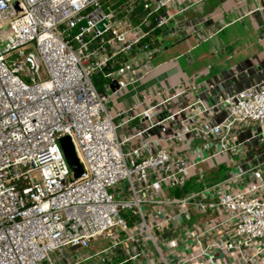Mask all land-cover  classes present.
<instances>
[{
    "label": "built area",
    "instance_id": "obj_1",
    "mask_svg": "<svg viewBox=\"0 0 264 264\" xmlns=\"http://www.w3.org/2000/svg\"><path fill=\"white\" fill-rule=\"evenodd\" d=\"M249 1L264 26V0ZM189 6L0 0V264H264V74L123 102L155 68L156 32ZM215 158L217 180L192 173Z\"/></svg>",
    "mask_w": 264,
    "mask_h": 264
},
{
    "label": "crops",
    "instance_id": "obj_2",
    "mask_svg": "<svg viewBox=\"0 0 264 264\" xmlns=\"http://www.w3.org/2000/svg\"><path fill=\"white\" fill-rule=\"evenodd\" d=\"M190 6L156 32L160 49L154 70L143 81L121 91L124 103L149 88L195 86L229 76L236 87L264 74V26L261 14L244 11L252 1L185 0ZM171 7H175L172 5ZM125 97L127 98L125 100ZM113 107L119 106L111 101Z\"/></svg>",
    "mask_w": 264,
    "mask_h": 264
},
{
    "label": "rangeland",
    "instance_id": "obj_3",
    "mask_svg": "<svg viewBox=\"0 0 264 264\" xmlns=\"http://www.w3.org/2000/svg\"><path fill=\"white\" fill-rule=\"evenodd\" d=\"M15 9L16 11H18V7H17V3H14ZM152 61H155V58L152 59ZM93 82L95 84V86L100 89L102 88V83L105 82V79L102 77V73L95 75L93 77ZM115 97L112 96L111 97V101H114ZM107 107L111 108V113H115V111L117 110L118 106H111L110 103H107ZM222 162L221 158H215L213 160H210L206 163H203L201 165H198L196 167H194L192 169V173H197V172H204V178L203 180L205 182H212L214 180H217L218 178H220L221 176H223L224 172H225V166L220 164ZM214 166V167H213ZM213 167L211 169H209L208 171L206 169ZM107 242V239L105 237H99L98 240L94 241L91 245V248L94 251L99 250L105 243ZM88 262L82 263V264H87Z\"/></svg>",
    "mask_w": 264,
    "mask_h": 264
},
{
    "label": "water",
    "instance_id": "obj_4",
    "mask_svg": "<svg viewBox=\"0 0 264 264\" xmlns=\"http://www.w3.org/2000/svg\"><path fill=\"white\" fill-rule=\"evenodd\" d=\"M115 82L111 83V88H116ZM60 145L62 147L65 159L73 172V177H78L82 173V166L76 156L73 144L69 136L65 135L59 139Z\"/></svg>",
    "mask_w": 264,
    "mask_h": 264
}]
</instances>
